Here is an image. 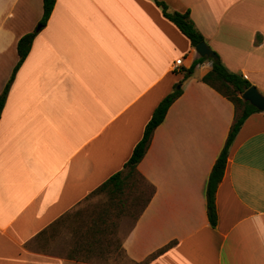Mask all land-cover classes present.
<instances>
[{
    "label": "crops",
    "instance_id": "obj_1",
    "mask_svg": "<svg viewBox=\"0 0 264 264\" xmlns=\"http://www.w3.org/2000/svg\"><path fill=\"white\" fill-rule=\"evenodd\" d=\"M163 1L187 10L226 68L264 95V0ZM42 11V0H0V92L12 76L0 113V264H90L47 241L122 168L175 87L136 167L154 192L123 251L135 264H264V111L229 146L211 226L205 183L235 117L201 80L211 60L184 76L200 55L153 0H55L13 72L17 40Z\"/></svg>",
    "mask_w": 264,
    "mask_h": 264
},
{
    "label": "trees",
    "instance_id": "obj_2",
    "mask_svg": "<svg viewBox=\"0 0 264 264\" xmlns=\"http://www.w3.org/2000/svg\"><path fill=\"white\" fill-rule=\"evenodd\" d=\"M54 1L55 0H42L43 11L42 16L39 20L40 26H42L49 17ZM153 1L161 8L163 15L171 22H173L179 28V30L189 39L191 46L194 47L198 42L204 40L203 35L195 27L193 21L189 17V13L187 10L183 12L170 10L168 5L163 0ZM36 30L37 28L34 31L23 34L17 40L16 48L18 53V61L13 72L28 54ZM203 59L211 60V68L201 77V80L214 88L229 101H231L235 108V117L230 125L223 146L211 167L204 188L207 218L209 224L211 226H215L217 221L215 192L224 173L229 146L244 119L252 112L260 110L240 97L241 92L251 85L250 82L246 80L241 74L229 71L221 61L218 54L216 59L208 56H200L188 68L185 69L184 76H190L194 70L195 65L201 62ZM11 79L12 76L9 78L6 85L0 92V113ZM180 93L181 90L175 87L161 99V101L154 108L151 117L145 124L141 138L134 145L130 156L124 162L122 168L111 174L99 186L92 190L90 194L103 192L107 194L110 200H112L124 191L125 180L127 178H130L134 175L141 176L137 171V164L142 159L147 150L153 130L159 123H161L169 105L179 96ZM149 185L151 186V191L149 193V196L141 205L139 213L145 207L149 198L154 192L153 186L151 184ZM106 214V211H101L96 215H91L87 220H83L85 224L83 226L84 230H82L81 228L78 230L74 229L75 233H79L81 239L77 242V248H74L73 250L68 252V258L83 262H88L92 259L91 255H93V251L89 246L95 243L100 244L103 242L102 239H98L96 237V234L100 235L104 232L103 225L105 223ZM67 217H65V219ZM63 219L64 218H60L59 220H57V223L61 222ZM70 264L76 263L72 262Z\"/></svg>",
    "mask_w": 264,
    "mask_h": 264
},
{
    "label": "rangeland",
    "instance_id": "obj_3",
    "mask_svg": "<svg viewBox=\"0 0 264 264\" xmlns=\"http://www.w3.org/2000/svg\"><path fill=\"white\" fill-rule=\"evenodd\" d=\"M150 191L149 183L143 177L134 175L125 180L124 191L112 200L103 192L90 194L72 209L63 224L52 231L54 237L47 241L48 251L55 255H67L70 250L77 248V242L81 239L74 229L84 230L83 220H87L89 216L96 215L98 212L106 211L104 232L100 235L96 234V237L103 242L89 246L93 255L87 263L135 264L127 257L121 243Z\"/></svg>",
    "mask_w": 264,
    "mask_h": 264
},
{
    "label": "water",
    "instance_id": "obj_4",
    "mask_svg": "<svg viewBox=\"0 0 264 264\" xmlns=\"http://www.w3.org/2000/svg\"><path fill=\"white\" fill-rule=\"evenodd\" d=\"M39 27L40 25H38L36 28L38 29ZM194 49L200 56H208L214 59L217 58V54L207 45L205 40L198 42L194 46ZM240 97L243 100L248 101L251 105L255 106L258 110L264 111V95L255 85L251 84L245 88L241 92Z\"/></svg>",
    "mask_w": 264,
    "mask_h": 264
},
{
    "label": "built area",
    "instance_id": "obj_5",
    "mask_svg": "<svg viewBox=\"0 0 264 264\" xmlns=\"http://www.w3.org/2000/svg\"><path fill=\"white\" fill-rule=\"evenodd\" d=\"M181 62V59L180 58H177L176 60H175V63L176 64H179Z\"/></svg>",
    "mask_w": 264,
    "mask_h": 264
}]
</instances>
